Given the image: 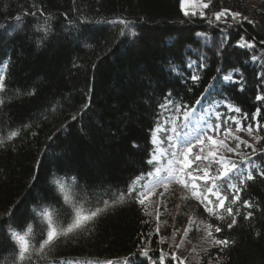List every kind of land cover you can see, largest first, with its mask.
I'll list each match as a JSON object with an SVG mask.
<instances>
[{"label":"trees","instance_id":"obj_1","mask_svg":"<svg viewBox=\"0 0 264 264\" xmlns=\"http://www.w3.org/2000/svg\"><path fill=\"white\" fill-rule=\"evenodd\" d=\"M222 1L226 0H214L205 18H200L185 17L180 0H0V24L6 26L0 29V74L5 75L7 91L0 105V135L6 139L10 131L19 132L0 147V215L23 200L14 213V223L20 224L36 205L33 197L55 196L63 204L64 193L49 180L52 173L62 178L63 171L57 169L64 165L82 177L80 188L67 189L69 211L75 205L87 212L97 201L126 191L136 177L145 181L152 169L145 161L153 153V131L171 115L158 107L167 103L169 92L177 102L192 106L206 87L215 84L208 96L239 107L252 127L259 122L258 132L264 137V99H256L264 97V0L251 15V23L209 24L208 14L219 11ZM38 9L45 15H23ZM16 16L22 27L13 31ZM45 19L51 31L37 45L43 33L37 34L35 28ZM121 19L129 22L135 35H121L125 30L118 23ZM201 56L206 57V67H188L190 61L199 64ZM173 65L180 71L171 73ZM193 70L201 77L196 83L190 79ZM230 73L239 82L224 83L223 77ZM257 108L261 114L253 121ZM74 114H78L75 121ZM259 159L256 164L264 162V157ZM253 175L255 179L242 187L240 201L231 206L240 209L232 229L227 228L231 217L226 212L224 221L206 218L189 203L196 218L211 221L213 229L222 225L217 238L230 241L226 248L212 249L215 264H264V177ZM134 186L140 188L141 183ZM244 200L253 207L245 208ZM249 211L253 216L245 220ZM27 231L25 227L20 234ZM153 232L154 221L144 208L126 199L110 207L87 231L59 237L51 251L33 264L108 260L123 264L125 256L146 242L149 256L137 254L134 264H159ZM7 233L5 224L0 264H12L11 248L3 244ZM164 264L173 261L165 257Z\"/></svg>","mask_w":264,"mask_h":264},{"label":"snow or ice","instance_id":"obj_2","mask_svg":"<svg viewBox=\"0 0 264 264\" xmlns=\"http://www.w3.org/2000/svg\"><path fill=\"white\" fill-rule=\"evenodd\" d=\"M210 3L211 0H208L207 3L197 0V6L201 8L198 13L196 11L189 13L185 8V0H180V8L185 17H188L189 15H199L201 18H205L203 9L208 8ZM38 14L39 16L45 15L42 9H38L37 11L28 10L23 13L24 16L32 17H36ZM212 15L215 17L216 22H226L225 20H222V18L228 16H231L233 20H237V18L244 19L241 17L240 13L230 12L228 9H222L221 11L214 12ZM15 19L17 23L13 28V31L22 27L20 23L21 17L16 16ZM118 23L125 25V30L121 31L122 36L136 34L132 31V26L128 21L121 19ZM208 23L212 24L213 22L212 20H208ZM249 23H251V21H249ZM230 26L231 25H229V27ZM5 27V25L0 24V29ZM50 31L51 29L49 27L48 19L37 23L35 32L37 34L43 33V35H40L39 39L36 41L37 45L47 38ZM221 31H223V29ZM196 35L199 37L204 34L196 33ZM241 39H243V37ZM221 46L223 45L221 44ZM237 46H241L239 42H237ZM247 46L249 48L254 47L251 43H248ZM205 59L206 57L201 56L199 64L195 61H190L188 67L191 69H203L206 67V64L204 63ZM256 59V56L252 57L253 61ZM169 71L171 73H177L180 69L173 65ZM219 71L220 69L218 68L217 72ZM234 71L238 72L239 69H235ZM190 79L193 83H196L200 81L201 77L195 70H193ZM215 79L216 78L213 77V80ZM223 80L225 82H236L233 80L231 73L225 75ZM215 87V84L206 87L204 92L201 93V99L196 100V105H202V100L206 95H210L215 90ZM240 90H242V88ZM163 91L164 90L161 89L162 93ZM189 91H191V89H189ZM0 94H2L0 95V105H3L5 101L2 96L7 95L6 78L3 74H0ZM27 94L34 95V92H28ZM256 99L261 100L264 99V97L258 95ZM166 100V104H160L158 107L171 114L168 117L172 132V136L168 137L169 148L172 150L170 152L171 159L168 162V167L163 169V171L167 172V175L160 177L151 185H141L140 188L134 186L139 181V177H136V179L132 181V184L127 187L126 191L110 194L108 199L97 201L94 206L89 207L88 211L85 212L82 208L75 207V205H73L72 211H69L68 208L65 207L69 204L71 199L67 189L80 188L79 179H82V177H80L79 173L70 165H64L63 168L57 169V172L63 171V177L61 178L56 173H52L49 183L58 188L61 193H64L63 204H61L59 198L55 196L48 197L45 195L41 197H33L32 199L36 201V205L31 209L30 215L20 224L14 223V213L17 211L19 205L23 203V200L17 201V203L6 210L3 215H0V235L4 232V225H8V233L7 236L4 237L3 244L4 246L11 248L10 255L12 264H33L34 259L38 262L45 257L46 250L48 252L51 251V246L55 244L59 237H67L69 234L80 230L87 231L89 225L105 214L110 207H114L116 204H122L126 199H133L135 203L143 207L145 206L146 200L156 194L153 191L156 185H162L167 189L168 184L173 181L182 185L185 189H190L192 197L197 199L199 203L203 205L204 211L208 213L209 217H215L220 221H224L225 216L222 212H226L227 216L231 217V221L227 223V228L232 229L237 224V216L240 214V209L236 208L234 210L233 207L229 206L227 201L230 199L232 205H236L237 202L240 201L241 186H246L248 181H253L255 179L253 171H256L258 176L264 177V162H262V164H256L253 161V157L259 158L260 154H264V148H258L256 146L262 139H264V137H261L258 131L254 133L251 123L248 124L247 128H244L241 125V120H238L235 117H228L221 120L220 114L217 113L218 122L209 124L207 121H204L202 126L193 128L194 134H192L190 138L188 132H185L183 138H181L178 129L189 128V125L192 123V117L196 116L200 109L190 108L187 104L177 102L172 98L171 92L167 93ZM87 107L88 105H85V108ZM227 107L229 111L241 113L239 107L233 108L232 105H227ZM260 114L261 109L257 108L252 114L251 119L257 121V117L260 116ZM77 116L78 114H74L71 119L75 121ZM181 116L183 117L184 123L179 122ZM200 119L203 120V117L201 116ZM242 119L247 120L248 114L244 113ZM229 121L235 125V131L232 130ZM259 127L260 125L257 121V128ZM158 130L159 127L157 128V131ZM2 131L3 129H0V133H2ZM165 131H167V129H165ZM241 131H246L247 135L252 137L254 143L250 144L247 140L241 139L237 134ZM34 134L35 133H33V135ZM18 135L19 132L16 130L10 131L6 139L0 135V147H4L6 141H11ZM52 138L53 137L51 136L49 137L50 140ZM155 142L156 131H153V143ZM242 145L244 148H250L251 153L243 152L241 148ZM132 147H137L135 141H133ZM156 151V149H153V153ZM233 156L235 159L232 158ZM155 160L156 155L152 154L145 163L152 166L154 165ZM175 165H178V167ZM193 165H195V168H193ZM161 171V168H156L155 172L158 177ZM245 171H247V174H245ZM74 172L75 175H72ZM147 175L151 176L152 172L149 171ZM32 179L35 182L38 181L39 177L33 176ZM233 179H238L239 186L236 183L231 182ZM199 181H203V186L198 183ZM223 184H227L228 190L232 193L231 197L222 192L221 189ZM110 191L111 190H109V192ZM72 194L75 195V192ZM29 195H31V193H29ZM159 195L163 196L164 193L160 192ZM211 197H215V200L211 199ZM77 199H81V197L77 196ZM243 205L245 208L253 207V203L248 200H244ZM252 216L253 213L249 211L244 219L248 220ZM61 221L62 223H58ZM25 227L28 228V231L24 234H20ZM205 227L207 238L210 241V247L226 248L229 246L230 241L228 239L217 238L213 234L212 224L209 223ZM156 231L159 232V227H157ZM184 232L187 234L189 229L185 228ZM214 232L221 233L222 225L215 226ZM29 236L35 240L38 247L30 243ZM9 240H11L12 243H9ZM160 242H164L163 238H161ZM175 247L179 248V245L177 244ZM205 251H207V249H205ZM137 254L148 257V247L145 244H141L138 247L137 252L130 253L129 256L123 258V264H134L132 258ZM171 255L172 259L179 260L175 253H172ZM165 256L166 254L161 251L159 264H164ZM105 264H119V262L108 260ZM180 264H183V261H181Z\"/></svg>","mask_w":264,"mask_h":264},{"label":"rangeland","instance_id":"obj_3","mask_svg":"<svg viewBox=\"0 0 264 264\" xmlns=\"http://www.w3.org/2000/svg\"><path fill=\"white\" fill-rule=\"evenodd\" d=\"M213 1L214 0H211L209 6ZM201 2L207 3L208 0H201ZM261 2L262 0L222 1L219 6V11L222 9H228L230 12H238L244 19L237 18V20H233L231 16H228L222 18V20H225L226 22H216L215 17L212 14H208V19L213 20L218 24H235L250 21L251 15L257 8H259ZM185 8L189 13L192 11L198 13L201 10V8L197 6V0H185ZM207 9L208 8L203 9L205 16ZM192 17L200 16L196 15ZM182 121L183 119H181L180 123H182ZM245 122L246 124H242L241 121V125L242 127L247 128L248 121L246 120ZM229 124L231 125L232 130L235 131V125L232 124L231 121H229ZM253 130L254 133L258 131L256 127H253ZM237 134L241 139L247 140L248 143H254L252 137L248 136L246 131H241ZM259 135L261 136L260 133ZM181 138H183L182 135ZM154 144L157 150L155 152V162L159 163L164 157L161 149V138H159V136L156 137V142ZM256 146L258 148H264L262 147L264 146V139H262ZM241 148L243 152L251 153L250 148H244L243 145ZM232 158L235 159L234 156ZM153 191L156 194L149 197L143 207L145 208L146 215L154 221V232L152 234L155 235L158 250L163 251V253L169 255L171 258V254L175 253L179 260L173 259L174 264H180L181 261H183V264H215L216 262L215 257L212 255V249H215L216 247H210V241L207 238L205 227L207 223L204 220L195 217V211L192 210V207L195 206L189 202V200H193L191 196H189L184 190L178 187L172 188L169 185L167 189L162 185H159L155 187ZM160 192H163L164 195L160 196ZM193 201L195 202V200ZM189 203L192 206L191 208ZM201 206L202 205L200 204L199 208H201ZM157 227H159V232L156 231ZM185 228L189 229L187 234L184 232ZM161 238L164 240L163 243L160 242ZM177 244L179 245V248L175 247ZM145 245L149 249L150 242H146ZM205 249H207V251H205Z\"/></svg>","mask_w":264,"mask_h":264},{"label":"bare ground","instance_id":"obj_4","mask_svg":"<svg viewBox=\"0 0 264 264\" xmlns=\"http://www.w3.org/2000/svg\"><path fill=\"white\" fill-rule=\"evenodd\" d=\"M243 44H244V42L240 43L241 46H242ZM205 114H206V113H205ZM228 117H229L228 114H223L222 119H225V118H228ZM247 121H248V119H247ZM248 122H249V121H248ZM249 123H250V122H249ZM185 132H188L189 135H190V131H189V130H184L183 134H184Z\"/></svg>","mask_w":264,"mask_h":264}]
</instances>
